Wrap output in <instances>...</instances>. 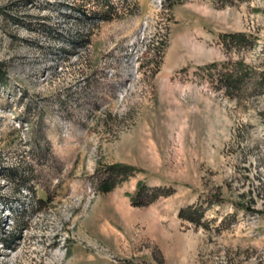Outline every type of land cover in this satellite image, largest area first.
Wrapping results in <instances>:
<instances>
[{
	"label": "rangeland",
	"instance_id": "rangeland-1",
	"mask_svg": "<svg viewBox=\"0 0 264 264\" xmlns=\"http://www.w3.org/2000/svg\"><path fill=\"white\" fill-rule=\"evenodd\" d=\"M0 63L13 264H264V0H0Z\"/></svg>",
	"mask_w": 264,
	"mask_h": 264
},
{
	"label": "trees",
	"instance_id": "trees-1",
	"mask_svg": "<svg viewBox=\"0 0 264 264\" xmlns=\"http://www.w3.org/2000/svg\"><path fill=\"white\" fill-rule=\"evenodd\" d=\"M104 16V15H103ZM0 66H1V63H0ZM0 76H1V69H0ZM127 169H125L124 167H122V168H118V169H115L114 170V173H110V174H108L107 176V178H105L104 179V183L103 184H101L102 186H106V187H108L107 185L109 184L107 181L108 180H111L112 178H115V177H117V176H119L120 174H123V173H125V172H127L126 171ZM146 189H147V187H146V185H140L139 184V186H138V188H137V191H136V194H135V197H134V200H133V203L134 204H136V205H139L140 203L138 202V198H140V197H142V195H143V193L146 191ZM155 190H157V189H155ZM189 211H191V208H188V209H184V210H180V212H179V216H181V217H183L186 213H188ZM194 211H196V212H198L196 209H194ZM189 218H191V217H189ZM198 219H191V221L193 222V223H195L196 221H197Z\"/></svg>",
	"mask_w": 264,
	"mask_h": 264
},
{
	"label": "built area",
	"instance_id": "built-area-1",
	"mask_svg": "<svg viewBox=\"0 0 264 264\" xmlns=\"http://www.w3.org/2000/svg\"><path fill=\"white\" fill-rule=\"evenodd\" d=\"M18 207L21 209L20 205H18ZM22 209H23V207H22ZM4 211L8 212L9 213L8 216H10V218L7 221V226H8V224H11V223H9L10 220L12 222L10 210L9 209H4ZM16 248L15 247L11 248V247L7 246V244L5 245V244H3V242H0V251L1 250L6 251V254H1L0 253V256H2V255L6 256V257L2 256V258H7L8 264H13L15 262V260H16V257L18 256V250Z\"/></svg>",
	"mask_w": 264,
	"mask_h": 264
}]
</instances>
